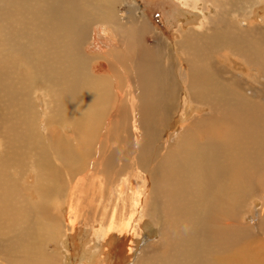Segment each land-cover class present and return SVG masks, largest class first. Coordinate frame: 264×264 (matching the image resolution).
<instances>
[{
  "label": "bare ground",
  "instance_id": "6f19581e",
  "mask_svg": "<svg viewBox=\"0 0 264 264\" xmlns=\"http://www.w3.org/2000/svg\"><path fill=\"white\" fill-rule=\"evenodd\" d=\"M122 1L0 0V264L105 262L74 235L90 196L108 238L129 212L156 235L128 264H264V202L247 220L264 193L262 0H181L194 27L173 45L122 22Z\"/></svg>",
  "mask_w": 264,
  "mask_h": 264
},
{
  "label": "rangeland",
  "instance_id": "374dc122",
  "mask_svg": "<svg viewBox=\"0 0 264 264\" xmlns=\"http://www.w3.org/2000/svg\"><path fill=\"white\" fill-rule=\"evenodd\" d=\"M251 6H252L251 11L257 12L261 8H264V0L257 2V3H254ZM117 10H118V15L120 16V19L122 20V22L128 21L134 15L135 23L139 24L140 21H144L148 26L153 28L154 31L158 34V37H159L158 40L160 42L164 43V40H166L167 44H169V45H171V44L173 45L174 42L177 40L175 38V34H176V32L178 33L180 31L181 26H184L185 30H187V28H189V27H194L193 26L194 22L192 21V19L189 20L187 18L188 15H192V12H191L192 9L190 7H186L181 0H123L122 3L119 6H117ZM194 12H196V11H194ZM207 13H209L210 16L215 14V12L210 7H208V9H207ZM199 20H197V21H199ZM236 21H237V24L240 26L241 25V19L238 18ZM183 22L185 24L181 25ZM106 34L109 35V33H106ZM106 34H103V36H106ZM150 35H153V33L152 34L150 33L149 36ZM179 123L180 122H178V124ZM178 124H177V126H178ZM180 125H181V123L179 124L178 128L176 127L175 131H178L180 129ZM130 131H131L130 136H132L131 149H129L128 146H126V145L123 146L125 148L124 154L126 155V157H129V156L132 157V155H134V153L136 152V149L138 148V145L135 143L134 138H137L140 140V138H138L136 135H134L132 127L130 128ZM67 134L71 135V130L67 131ZM177 140L178 139L174 138V137L169 139L168 141H166L165 138H162L161 140L155 139L153 146L154 145L159 146L158 151H157V154H158L157 160L162 159L165 156V154L167 153V151L169 150V148L171 146H173L174 144H176ZM263 195H264V193L262 191H258L254 195V197L248 198L247 201H251V202L248 205L249 212L247 213V220L252 221V222L254 221L253 218H254V214H255L256 210L258 211V209H261L260 207L262 206V203L264 202ZM89 199H90L91 203H89L88 200L84 201V203H82L80 201L82 206H83L82 208L84 209V210L83 209H81V210L83 212L85 211L84 215H83V212L80 211V213H81L80 218H81L83 223L81 222V220L79 218L78 224L76 226L78 229L76 228V230L74 231V235H79V234H82L85 232L84 234H86L85 235L86 239L89 240V241L85 240V242L87 244H85V245L82 244L81 254L83 253L85 248L89 247L92 250L95 249V251H96V250H98V247H99L102 249L103 252L106 253V256H105L106 261L105 262L101 261L102 262L101 264H110L111 261L114 264H121V262H124L122 264H128L125 261V258L127 256L126 250L128 249V248H126L127 246H130V244H131L133 251H134V257L136 258V255L139 254V249L141 246H143L144 241L146 239L152 240L156 237L155 234H152L151 232L149 233L148 230H144L147 228L145 227L144 224L140 223V221L138 220L137 214L132 215V213L129 212L128 216L124 217V219H123L124 222L122 221L124 225L127 222V224H126L127 229L123 230L121 233L116 232V230H114L113 235H111L112 237L108 238L107 236L110 233H108L107 230L109 229L110 223H111L109 221L110 220L109 214H108V212H106L107 215H105V218H103L104 216L102 214L101 209H99L98 212H96L95 209L93 211L89 212V209L87 208V204L89 203L88 204L89 208L90 207L93 208L92 206L96 205V203L94 204L91 196L89 197ZM63 208L68 209L67 206L63 207ZM87 209H88V212H87ZM129 216H130V218H129ZM128 218L131 220H129ZM93 220L98 221V223H93ZM128 220H129V223H128ZM132 221H133V223H132ZM134 221H135V223H134ZM122 222H120V223H122ZM128 227H130V228H128ZM255 227L257 229V225H255ZM130 229H131V231H130ZM260 229L262 231H264V227L260 226ZM143 230H144V232H143ZM127 231H129V232H127ZM134 231H137L140 234L136 233ZM100 233H101V235H100ZM69 235L70 236H68V238H70V240L72 241L71 233ZM128 235L130 237H128ZM132 235H133V238H132ZM138 236H139V239L141 241L140 242L141 244H139L138 247L135 248L134 244L137 243ZM130 238H132V239H130ZM111 239L113 240L114 243H116V249L115 250L112 246V243L109 242V240H111ZM94 240H96V241H94ZM68 247L70 249H73V251L70 250V252L72 251V253H73L74 249H75L73 247V245L69 246V244H68ZM58 248H59V250H58ZM66 249H68L67 246H66ZM48 250L52 253L56 252L57 255L61 254V255H59V257L61 256V258H63V255L65 254L64 253L65 251L63 250V246L60 243L52 244V245L50 244L48 246ZM122 250H125V251H122ZM113 251H115V252L113 253ZM121 251L124 254L120 255ZM112 257L114 258V260L116 262L114 260H112ZM120 260H121V262H120ZM81 261H82L81 258H79L78 261H76L75 258L73 257L72 262L69 261V259H68V264H80ZM62 264H63V261H62Z\"/></svg>",
  "mask_w": 264,
  "mask_h": 264
}]
</instances>
